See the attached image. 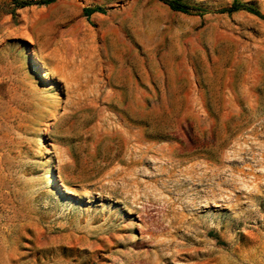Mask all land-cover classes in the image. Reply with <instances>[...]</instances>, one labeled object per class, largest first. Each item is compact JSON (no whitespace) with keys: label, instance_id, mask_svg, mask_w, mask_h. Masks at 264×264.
Wrapping results in <instances>:
<instances>
[{"label":"rangeland","instance_id":"obj_1","mask_svg":"<svg viewBox=\"0 0 264 264\" xmlns=\"http://www.w3.org/2000/svg\"><path fill=\"white\" fill-rule=\"evenodd\" d=\"M168 1L0 0V264H264V20Z\"/></svg>","mask_w":264,"mask_h":264},{"label":"trees","instance_id":"obj_2","mask_svg":"<svg viewBox=\"0 0 264 264\" xmlns=\"http://www.w3.org/2000/svg\"><path fill=\"white\" fill-rule=\"evenodd\" d=\"M13 5L15 6V11L31 6H49L51 4H54L57 2V0H38V1H32V0H11ZM170 9L175 12L183 13V14H198V15H205L208 13V10H204L202 8H196L188 5L183 0H170L167 2ZM240 11H245L253 16H256L262 20H264V16L262 13L254 6L249 4H243L238 2L237 0H234V3L230 9L224 10L223 13H229L234 14ZM95 13H101L104 14V9L101 7H96L92 9H84V14L89 18Z\"/></svg>","mask_w":264,"mask_h":264}]
</instances>
